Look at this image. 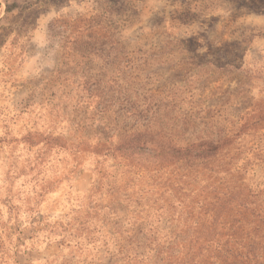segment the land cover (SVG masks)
Wrapping results in <instances>:
<instances>
[{"label":"rangeland","instance_id":"obj_1","mask_svg":"<svg viewBox=\"0 0 264 264\" xmlns=\"http://www.w3.org/2000/svg\"><path fill=\"white\" fill-rule=\"evenodd\" d=\"M260 261L264 0H0V264Z\"/></svg>","mask_w":264,"mask_h":264},{"label":"trees","instance_id":"obj_2","mask_svg":"<svg viewBox=\"0 0 264 264\" xmlns=\"http://www.w3.org/2000/svg\"><path fill=\"white\" fill-rule=\"evenodd\" d=\"M210 146L212 147V145H210ZM195 147H196V146H192V147H189V146H188V147L185 148V151H187V154H189V152L193 151V149H194ZM173 150H174V151H177V152H180V151H182V148H180V147H178V148L173 147ZM217 212H218V210H217ZM218 221H219V216H217V215L214 216V227H216V224H218ZM237 222L239 223L240 220H236V223H237ZM222 225H224V222L222 223ZM232 226H233V225H232ZM241 227H242L241 224L237 226L238 229H240ZM256 230H257V229H256ZM206 240H208V239H205V241H206ZM193 260H194V259H193ZM196 262H197V261H196ZM198 262H199V261H198ZM198 262H197V263H198ZM263 262H264V261H260L258 264H264Z\"/></svg>","mask_w":264,"mask_h":264}]
</instances>
